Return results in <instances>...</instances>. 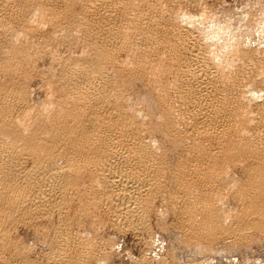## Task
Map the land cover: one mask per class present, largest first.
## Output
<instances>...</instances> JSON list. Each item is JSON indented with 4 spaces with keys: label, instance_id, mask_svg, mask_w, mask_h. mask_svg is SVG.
Returning <instances> with one entry per match:
<instances>
[{
    "label": "rangeland",
    "instance_id": "1",
    "mask_svg": "<svg viewBox=\"0 0 264 264\" xmlns=\"http://www.w3.org/2000/svg\"><path fill=\"white\" fill-rule=\"evenodd\" d=\"M112 2H111V0H98V1H96V0H62V1L61 0H0V54H1L0 55V57H1L0 58V90H1L0 91V99H1L0 100V109H1L0 110V115H1L0 116V126H1L0 127V135H3V133L7 134L8 132H10V134H11L12 129H13V132H15V133L12 132V137L15 134L16 136L14 135V137H16V139L18 137V139H17L18 141H19V138H22V139H20V141L21 140L23 141L24 136L21 137L20 135L25 134V136H26L27 132H25V131H28V133H29L33 129L35 132L37 131L38 136H40L41 135L39 133L40 131H42L41 133L43 134V130H44L43 126L46 125V128H47V125L51 122V120H54L55 118H57L61 115L58 112L59 111L58 110L59 104L62 105L61 107H63L64 109H67V111H69L71 113L77 112L78 115H80L81 120H83V122L85 124H87L86 126L88 129H90L92 126H95L96 123L97 122L99 123V120H100L101 125H106V124L107 125L109 124V126L114 125V127L117 128L118 131H121L122 128L120 127L121 125H120L119 121H117L115 118H112L113 114L115 113L114 110H116L114 107H112L113 105L110 106V109H109V106L107 108H106V106H103L104 104L99 105L98 107L103 106V107H101V108H103V110L101 109V113H99L100 115H98V117H101V118L100 119L98 118L99 120H97L95 118V116L92 113H90V112H92L91 110L95 109V107H93L94 105L92 106V104H89L88 102L86 104H84L85 103L84 99H82V96L80 95V93L78 91H76V87H75L76 82L75 81H76V78L80 74H82L81 71L85 72V69L89 70V69L95 67V65H96L95 61L96 60H95V53L94 52L96 49H94L95 48L94 46H99L105 42H112L114 40L113 36H111L112 30H114V28L117 29V27L122 29L123 28L122 26H125V27H127V29L128 28L129 29L127 31L125 30L124 38L121 37L119 39L120 40L119 43H118V41H115V43H113V45H115V44H117V45H115V47L112 46V48L110 50V55H109L110 58H108L107 60L105 59V61L103 62L104 67H102V69L104 68L103 72L106 73V75L111 80L116 81L117 88H115L116 86H113L114 92H118L120 90L119 92L121 94H120V96H118V98L124 99V101L126 99V101L124 102V105L126 104L124 111L126 113L128 112L127 116H129L131 118L132 122L134 123V124L133 123L131 124L132 127L129 125L130 127L128 126L129 128L127 127V129H125L126 132L125 131L124 132H125V134L129 133L128 135H130V137L134 135L136 138H134V139L128 138V139H124V140H122L123 138H121V140L118 141V145L121 142L126 141L125 142V144H127L126 147L129 146L131 148V145L134 142L135 143L138 142V144L143 143V144L147 145L146 148H148V150L152 151V153L150 151H144L146 154L144 152H142L140 154V153H138V149H136L137 151L136 152L134 151V153H133L134 156H133V154L128 155V158H127V154L124 155V156H126L125 158H126L127 162L124 161V159H125V158H123L124 156L120 157L121 159H119V162H118V160L116 162H114L112 165L113 166L112 171H111L112 173L110 171H108L112 175H114L113 178L115 179V180H113L114 184H112L113 188L111 187L112 191H113V196H112V194H111V196H109V194L106 196V195H104L106 193L100 191L99 187L101 185H99V184H102V182H101V181H103L102 177L104 176V174L108 173V172H106L107 170H105L102 175L99 174L98 172L97 173L99 175H96V172H95L96 170L94 168V165H95V167H97V164H96L95 160L87 159L88 162H86L87 161L86 159L85 160L81 159V157H79L76 153H75L76 154L75 155L74 152L72 153V152H70V150L68 152V150H67L69 148L68 144H61V145L59 144L58 149L56 151H55V149L52 150V151H54V153H52L53 157H51V159L52 160L55 159L54 161L57 164L64 167L62 169L65 170V172H64L65 175L68 173L67 175L73 176V180L71 179L72 177H69V180L71 179L69 182H73L75 179L76 180H75L74 184L73 183L70 184L68 182L69 186L67 184L66 186H68V187H66V189L64 191L63 190L61 191V189L58 187H53L54 189L50 188L51 186L49 185L50 187H48V184H47V186H43L44 188L48 189L46 191V193H44V194L42 193L46 197L45 198V197H43V195L39 194L38 192L36 193L37 190H35V189L38 188L37 179L36 178L31 179V177H30L29 179L27 178L28 181L25 183L26 186L29 185L28 187L25 186L26 187L25 189H27L28 192L21 195V194H19L18 189L16 190V188L12 187L13 189H11V190H16L18 193L16 191L15 192L12 191L15 195L11 192L13 194L12 196H6L7 198H9V200L6 198L8 201V204L5 203V202H7L5 198H2L4 200H1V198H0V204H1V206H0V214H1L0 215V221H1L0 222V227H1L0 228L1 229L0 230V238H1L0 239V264H33V263L34 264H50L51 261L54 259V257H56L58 255V253L59 254L61 253L60 255H62L64 262L67 264H70L71 262H76L78 260V258H82L83 260H85L84 262L85 263L87 262L86 264H100V263L101 264H185V263L186 264H264V235H263L264 234V232H263L264 226L263 225L261 226V224H260V226H259L260 228L258 229L257 225H259V223H257V222L252 223L250 221H245L247 223H244L243 225L247 226L246 227L247 231L245 230V227L242 228L243 226L240 225L239 226L240 231L237 230L238 234L240 232L242 233L243 230H244V232L242 234H239V235H237L236 231H234L236 233L235 234L232 229L231 230L229 229L230 232H229V230H226L223 233L220 232L221 234L217 233V235H215L216 237H214V238L212 236L210 237V236L205 235V237H202V240H201V238H199L198 239L199 241L197 240V238L190 237L189 235L187 237L186 232L188 231L187 228L190 227V226H188L189 222H186L184 224H182V223L184 222L185 219L188 220L189 218H187L186 215H183L184 213L182 211V207H179V204L183 203L182 200L186 201L189 195H190L189 196L190 199H194L195 196H198V194L200 193L198 191H202V188L200 189L201 183H200V181H197V182L194 181L193 180L194 178H192L193 175L196 173H194L193 171L190 170L192 167L189 166V157H191V156H189V154L191 155V153L189 152L187 154V152L182 151L183 146L175 145V146H177V147H175L174 145H172L170 143V140H168L169 138L167 136V133L164 131L165 129H164V124H163L162 120L164 119V117L168 116L170 105H172V106L175 105L174 107H172V108H175L174 109L175 111L184 112V113L189 112L188 109L190 111L195 110L194 107H196L197 104H199L200 102H201L200 106H203L205 103L203 104L202 99L198 103V98L196 95L198 94L201 97H203L202 95L204 94L205 89H207L208 87L205 88L206 85L204 83H203L204 86L202 83L199 86L198 84L200 82L195 80V79L193 80L191 77L188 76L189 74H187V76H186L187 78L188 77L191 78L190 81H188L189 84H188V82L187 83H185V82L181 83L180 82L181 80L179 79V77H175V76H177V74L174 75V71L176 72V70L174 69L175 68L174 67L175 65L173 62L174 60L169 55L167 50H164L166 52L162 53V54H164L163 56L160 55V56H162V58H160V60L162 59L163 61L161 60V63H156V65L158 64L157 67L160 66L159 64L162 65V66H160L162 68H160V67L158 68L161 70L156 71L158 69H155L156 72L154 74H156V75L151 76V78L148 77V76H150V74L148 72H145L139 66H137L138 64H137L135 59H137L138 57L137 58L134 57V59L131 58L134 54L140 56V54H141L140 49H143V48H141L140 45L143 46L144 44L149 43V41L151 39L157 38V40H154V41H158V42L167 41L169 39H172L171 41H173V40L175 41L176 38H173L175 36L174 33L172 34V31L170 32L171 26H169V23H168L169 21L167 19V16L170 13L169 15L172 14L174 19L178 18L176 21L180 22V25H181V28L183 29V31H185L187 29L186 30L187 34H188V32L191 31L190 35H189L190 38H188L189 37L188 36L187 37L188 39H186V40H188V43L186 42L188 44V48L190 49L189 43H191L190 40L192 39V36L195 35L196 37L197 36L200 37V40L203 41L202 43L203 44L205 43L204 46L205 47L207 46L206 48L209 49V51H208V49L205 48L206 52L209 54L208 55L209 58L211 59L210 62L213 61L212 63L216 64V65L212 64V67L216 66L215 68L213 67L214 71L217 70L216 72H217L218 77L221 74V77H219V78L222 79V81L228 82V80H229V82L231 83L232 80L234 81V80H236V78H237V80L240 78L238 80V83H237L238 85H236L233 88V89H235V88L236 89L235 90L231 89L232 93L237 94L239 92V89L241 90V92H244L245 94L247 93L245 91H248V92L251 91L250 93H247L246 96H245V94H243L244 96L242 94L239 95L240 92L237 95L238 98H239V96H241V97L243 96L242 98L240 97L239 99H243L246 102V103L245 102L243 103L242 100H239L241 105L244 106V104H246V105L250 104L249 106L245 105L247 107V111L249 109V111L246 114L247 117L246 116L232 117L233 119L230 118L231 122H229L230 126L228 125V127L230 129L229 131L231 132L230 134L234 135V136L236 135L235 139L238 140L240 143H243L244 141L246 142L248 140H251L252 138H254L257 135L256 134V133H258L257 131L261 130V126H263L262 121L259 120V117L261 115L259 112L261 110H264V108L260 109V108L264 107V87H263L264 86V54H263L264 53V0H195V1L194 0H128L126 3L129 4L130 6H128V5L126 6L125 5L126 3L124 4V2H122V1L121 2L120 1L119 2L112 1ZM108 3H112V4H108ZM152 6H154V7H152ZM110 7L112 8V10ZM149 7H151V8H149ZM172 7H173V9H172ZM175 8L177 10L179 9L178 12ZM37 9H38V11H37ZM121 9H123V10H121ZM129 9H131V10H129ZM56 10H58L59 12H57ZM53 11H56V12H53ZM79 11L82 13H80ZM124 11L127 12L126 13V15L128 14L127 16L124 13H122ZM159 11L161 14H163V17L166 16L165 17L166 20H165V18H163L161 16ZM153 12L156 14H154ZM40 13H42V14H40ZM55 13H57V14H55ZM177 13H179V14H177ZM36 14H38V15L36 16ZM81 14L83 16L84 15L85 16L83 17ZM122 14H123V16H122ZM51 15H52V17H51ZM136 15L137 16L141 15V16L137 17ZM157 15H159V16H157ZM175 15H177V18ZM119 16L123 17V18H120ZM130 16H133L132 17L133 20L130 21L131 23L129 22ZM151 16H153V17H151ZM192 16H194V17H192ZM31 17H33V18H31ZM36 18H38L39 20ZM125 19L129 23L126 21V24H125V22H124ZM35 20H37V21H35ZM147 20H149V21H147ZM29 21H31V22H29ZM166 21H167V23H166ZM181 21L183 23H181ZM59 22H60V24H59ZM123 23H124V25H123ZM185 23H186V25H185ZM39 24H40V26H39ZM42 24L44 27L42 26ZM66 24H68V25H66ZM106 24H109V25H106ZM111 24H112V26H111ZM118 24H120V27ZM129 24H131V25H129ZM215 25H217V26H215ZM38 26H39V28H38ZM163 26H165V27H163ZM165 28H167L168 30ZM11 29L13 31H11ZM161 29H162V31H161ZM107 30H108V32H107ZM166 30H167V33H166ZM197 31H199V32H197ZM9 32H11V33H9ZM63 32H65V33H63ZM48 33H49V35H48ZM22 34H24V35H22ZM16 36H17V38H16ZM110 36L112 37V39H110L111 38ZM219 36H220V38H218ZM65 37H66V39H65ZM126 37H127V39H126ZM105 38H106V40H104ZM201 38H205L206 40L205 39L203 40ZM26 39H28V40H26ZM15 40H17L18 42ZM121 40H122V44L120 43ZM132 40L136 41L134 43V45L137 43L135 45V47L136 48L140 47V49L134 48V45L132 44L131 47L134 50L132 49V50H130L131 52H129V54L131 53L132 56L131 55L125 56V53L127 54V52H126L127 50L123 46V44L125 42H131ZM138 40H139V42H138ZM44 42H46V44ZM206 42H208V43H206ZM210 42H212V43H210ZM13 43H15V44H13ZM139 43H140V45H138ZM12 44L15 47H13ZM20 44H22V45L20 46ZM35 44H37V45H35ZM119 44H120V47H122V48H119ZM11 47H12V49H10ZM131 47H130V49H131ZM247 48H248V50H247ZM21 49H23L22 52H21ZM38 51H40V52H38ZM133 51H134V53H133ZM146 51H148L147 53H150V54L152 53V52H150L151 50L150 51L146 50ZM2 52H4V53H2ZM11 52H12V55H11ZM111 52H112V54H111ZM153 52L155 53V51H153ZM161 52H163V51H161ZM147 53H146V55H147ZM211 53H213L212 54L213 56L210 55ZM150 54H148V55H150ZM181 54L183 57L182 56L180 57L179 56L180 54H179L178 58H176L175 61L181 63L180 60L182 59V63H184V58H185L184 56L185 55L183 53H181ZM136 55H134V56H136ZM63 57H65V58H63ZM113 57H114V59H112ZM178 59H180V60H178ZM114 60L117 61L118 64H117V62H114ZM132 60H135V61H132ZM249 62H251V63H249ZM252 63H254L255 65H253ZM63 66L65 68H68V69H65ZM248 66L251 68H248ZM69 67L70 68L72 67V70ZM83 67H86V68H83ZM60 68L62 69L61 71H60ZM245 68H247V70ZM75 70L77 72H75ZM64 71H65L66 78L64 75ZM78 71H79V74H78ZM4 72H5V74H4ZM66 72H68V73L70 72V73L68 74ZM71 72H73L75 74L74 75L75 77L74 76L72 77L73 73H71ZM157 72H158V74H157ZM245 72L248 74H246ZM243 73H245L246 75H244ZM222 74L224 75V77H222L223 76ZM69 75H71V76H69ZM236 75H238V76H236ZM58 76H60V77H58ZM61 76L62 77L64 76V77L61 78ZM67 76H68V79H67ZM156 76L157 77L160 76V77L157 78ZM154 77H156V79ZM70 78H72L71 79L72 81L70 80ZM189 78H188V80H189ZM152 79L155 80L156 82L157 81L158 82L156 83ZM169 79H171V81ZM175 79H177L178 81L177 80L175 81ZM223 79H225V80H223ZM64 80H66V81H64ZM47 81L50 82L51 85ZM239 81H240V84H239ZM151 82L154 83V85ZM168 82H170V83H168ZM227 82H222L221 86ZM65 83L67 84V86ZM155 83L157 84V86ZM162 83H164L165 85L163 84L161 86ZM52 84H54V85H52ZM55 84H57V86H55ZM72 84H74V85H72ZM168 84H170V85H168ZM10 85H12V86H10ZM130 85L132 86L131 88H130ZM187 85H189V86H187ZM64 86H65V89H64ZM155 86L157 88L160 87L159 89H161V90L158 91V89ZM163 86H167L169 88L166 89V87H164L166 89L165 90L163 88ZM61 87L63 90L61 89ZM71 87H72V89H71ZM73 88H74V90H73ZM172 88H174V89H172ZM199 88H203L204 91H203V89L200 90ZM237 88H238V91H237ZM163 89L165 92L163 91ZM177 89H179V90H177ZM123 90H125L127 92H124ZM66 91H68V92H66ZM161 91H163V92H161ZM75 92H76V94H75ZM77 92L79 93L80 96L77 95L78 94ZM22 93H24V94H22ZM201 93H203V94H201ZM216 93L218 94V96H221V95H219V93H221L220 91L216 90ZM12 95L14 98L12 97ZM75 95H77V96H75ZM163 95H164V98H162ZM192 96L194 99L192 98ZM248 96H249V98H248ZM250 97H253V99ZM4 98L6 99V101ZM20 98H22V99H20ZM159 98H162V99L159 100ZM244 98L246 100L248 99L249 103ZM12 99H14V100L12 101ZM82 101H84V102L82 103ZM251 101H253V102H251ZM78 102H80L81 105ZM204 102H206V101H204ZM43 104H44V106H43ZM184 105H185V107H184ZM261 105H262V107H261ZM10 106H11V108H10ZM45 106L46 107L49 106V107L46 108ZM56 106H58V107H56ZM127 106H130L131 108L127 107ZM12 107L14 109H12ZM42 108H44V109H42ZM30 109H33V110H30ZM107 109H108V112H107ZM104 110L107 112L106 114H105ZM127 110H129V111H127ZM31 111H32V114H31ZM11 112H12V114H11ZM79 112H81V113L79 114ZM164 112L166 113V115L164 114ZM37 113H38L39 117L37 116ZM258 113L260 115H258ZM47 114H48V116L49 115L50 116L49 117L46 116ZM58 114H60V115H58ZM30 115H31V117H30ZM54 115H57V116H54ZM105 115H107V116L109 115V117H107ZM4 116H6V117H4ZM91 116H92V118H91ZM2 117H4V118H2ZM11 117H12L13 123H12ZM31 118L34 119V121H32ZM52 118H54V119H52ZM105 118L106 119L108 118V119L106 120ZM254 118L256 120H254ZM26 119H28V121H29V119H31V120L28 122ZM43 119H45L46 121H44ZM87 119H89V120H87ZM113 119H115L116 121ZM10 121H11V123H10ZM15 121H17V122H15ZM48 121H50V122H48ZM109 122H111L112 124ZM263 122H264V120H263ZM21 123H23V124H21ZM140 123H142V124H140ZM18 125H19V127H18L19 130L17 128ZM39 125H41L42 127ZM6 127H7V129H6ZM23 127H25V128H23ZM30 127H32V128L30 129ZM38 128H41L43 130L38 131ZM9 129H11V130H9ZM35 129H37V130H35ZM45 130H44L45 135L44 134L43 135H44V138H47L46 131H48V130H46V131ZM19 131H20V135H18ZM21 131L23 134H21ZM10 134H9V136H11ZM43 135H41V136H43ZM41 138L44 140L43 137H39V139H41ZM100 138H101L100 142L102 145V144H104L103 142L106 140V138L105 137H100ZM43 140H40V141H43ZM132 140H134V141H132ZM61 147H63L65 150H63V148H61ZM129 147H128V149L126 148V153L131 151V149ZM112 148L115 149L116 146H114ZM33 151H34V153H33L34 155H32V157H33V159L36 158V160L39 157L43 158L46 155V153H48V152H46L45 149L43 151L40 148H37V150H33ZM137 153L140 154L141 156L138 155ZM42 154H44V155H42ZM144 154L147 156H145ZM153 154H155V157H154V159L150 160V162L151 161L152 162L151 163L147 162L145 159L152 157ZM143 155L145 157H142ZM186 155H188L189 157ZM77 156L79 158H76ZM32 157L29 156L26 159L27 161H25L26 164L22 163L21 168L20 167L17 168L18 172L15 171V174H13V176L15 177V178H13V180L14 181L16 180L15 183H19V184L23 183V181H22L23 178H24V181H26L25 174L28 171L27 168L29 169V167H31L29 165L33 161ZM79 159H80V162H79ZM131 159H133V160L131 161ZM170 159H171V161H170ZM89 160H91V161H89ZM141 160H143V161H141ZM144 161H146V162L144 163ZM94 162H95V164H94ZM129 162H132V163L129 164ZM135 162H136V164H135ZM182 162H184L185 164H188V165H185ZM115 163H116V167H118V168H126V165L128 168L132 167V166L135 168L139 163L142 164V166H140V165L138 166V168L142 167V170H140L141 172L139 171V169L137 167H136V169H138L137 172L141 173L140 176L142 177L140 179V181L138 180V182L140 184H137V185H139V187H140V185L143 186L142 187L143 189H141V187L136 188V184H135V186H133V189L135 191L132 189L133 190L132 192H134L133 197L131 199L132 203L130 201V198H129V200H127V202L130 204L129 207L131 206V204H133V202H135V204H133L130 207L133 210V206L135 205L133 212L129 207L128 208L126 207L127 206L126 204H128L125 202V199L127 198V196L123 195V192H121L122 191L121 187L119 186L122 184L121 182L123 181L122 180L123 177L121 178V175H123V174L120 173L121 170H119L118 168H115ZM146 163H148V164H146ZM117 164H119V165L117 166ZM134 164H135V166H134ZM181 164H184L185 166L182 165L183 166L182 167ZM240 164H241V161L237 163V166H235L236 168L233 167L234 165L231 166V168L232 167L234 168V169L232 168L233 172H231V169H229L230 168V166H229L228 171L230 173L228 171L227 172L229 174L226 172L227 177L225 176L226 178H223L224 181L222 183V186L221 185L218 186L217 190L221 191L222 189L225 188V190L227 191L228 189L234 190L233 188H236V186H237L236 181L231 180L230 178H232V179H234V177L237 178V175H238V177L242 176L240 173L242 172V174H243V167ZM66 165H67V167H66ZM120 165H121V167H120ZM207 166H208V164H206V162H204L203 163V169H206L208 172L206 170H203V169L202 170L205 173L207 172L206 174H209V176L205 175V173L202 171L203 173L201 172V175L202 176L204 175L205 178L210 177V173H209L210 170L208 168L209 166L208 167ZM187 167H188V169H187ZM80 168L82 171L80 170ZM21 169H22V171H21ZM115 169H116V172L114 171ZM93 170H95V171H93ZM187 170H188V172H187ZM23 171H25L26 173H24ZM182 172H183V174H182ZM75 173L76 174L78 173L77 176ZM157 173L159 176H156ZM162 174H164V175H162ZM230 174H232L233 176L235 175V176L230 177L229 176ZM98 176L99 177L101 176V177L99 178ZM143 176H144V178H143ZM116 177L119 179H117ZM93 178H95V179H93ZM157 178H158V180L163 182V184L160 181H157ZM227 178H229L230 181ZM30 179H31V181H30ZM98 179H100V180L102 179L101 181H99V184L97 183ZM143 179H145V180H143ZM186 179L192 180V183H189V184L183 183L184 180H186ZM238 179H240V177ZM81 180H83V181H81ZM150 180H152V181H150ZM154 180L157 182H155ZM32 181H34V182L32 183ZM118 181L119 182L121 181V182L119 183ZM166 181H167V183H166ZM36 182H37V186H36V184L34 185V183H36ZM233 182H235V183H233ZM172 183H173V185H172ZM225 184H227V186L229 188H226L227 186ZM234 184H236V185H234ZM30 185L32 186V188H35V189L31 190ZM117 185H118V188L116 187ZM230 185H231V188H230ZM189 186H191L192 188ZM220 187H222L221 190H220ZM1 188L2 187L0 186V189ZM56 188L58 191L57 190L55 191ZM186 188H187V190H189L190 192H193V193L198 190L197 191L198 194L197 193L193 194V193H190L189 191L186 192ZM92 189L95 191H93ZM119 189L121 191H119ZM195 189H196V191H194ZM51 190H54V191H51ZM140 190H142V191H140ZM69 191L71 192V194ZM226 191L222 190L220 192L221 194H222V192L224 194L223 200H222V196H219L220 193H218V196L221 198V200L218 202L221 203V204H219V207H220V205H221V207L223 205L224 207L226 206L225 207L226 209L231 208L229 211H227L226 209H224V207H222V208L220 207L221 211L223 209L225 210V212L227 211L226 212L227 214L224 211H222V212L225 213V215H227L226 218H225V215H223L224 216L223 219H225L224 223H226V225H228L227 221L230 222V221H232V219H234V223L237 222L236 218H238V215H235L237 217H230V218H228V217L234 216L233 214H234L236 208L238 210L240 208L239 207L240 205H237L238 202L235 203L236 205H234V202H236V201H234L235 198H233L234 197L233 194L235 193V191H231V192L229 190H228L229 192L228 191L226 192ZM67 192H68V194H66ZM74 192H75V194H74ZM171 192H173V193H171ZM179 192H181V193H179ZM183 192L185 194L184 197L182 196ZM79 193H81V194H79ZM84 193H86V194H84ZM100 193L103 195H100ZM121 193H122V195H121ZM135 193H140L141 196L139 194H136V195H138V197L141 200L138 197H137V200H136V198H134V197H136ZM144 193H145V195H144ZM147 193L149 194V196ZM37 194H38V196H37ZM72 194H74V195H72ZM39 195H40V198H38ZM79 195H80V197H79ZM87 195H89V196H87ZM123 196H125V197L123 198ZM24 197H25V199H24ZM95 197H97L98 199ZM181 197L184 199H181ZM12 198L14 200L16 199L15 201H13L14 203H12ZM70 198L72 199V201ZM91 198L94 200H92ZM133 198L136 201H134ZM62 199H64V200H62ZM41 200L42 201L44 200L43 201V202H45V203H43L44 205H46V204L52 205L50 207L48 206L49 209H48V211H46V213L43 211L41 212L39 210L38 204L40 203ZM52 200H53V202H52ZM138 200H139V202H138ZM224 200H226V201H224ZM120 201H121V204H122V202H124L125 204H122L123 206H121ZM171 201H173V202L175 201V202L173 203ZM221 201H223L225 204H222L223 202H221ZM5 204H7V206ZM78 205H79V207H78ZM116 205H118V206L116 207ZM181 205L182 204H180V206ZM107 206L109 207V209H107L108 208ZM233 206H236L234 210H233V208H234ZM21 208H23L24 210H22ZM1 209L2 210L4 209V210L2 211ZM7 209H9L10 211ZM126 210H128L130 212H128ZM5 211H6V213H5ZM198 211L199 210H197V214L199 216L201 214V212L200 211L198 212ZM9 212L12 213V215ZM180 212L183 214H180ZM231 212H232V214H231ZM8 213H9V215H8ZM235 213H238V211ZM118 214H119V216H118ZM197 214H196V216H197ZM16 216H18V217H16ZM138 216H139V218H138ZM183 216L184 217L186 216V218H183ZM140 217H142V218H140ZM182 218H183V221L181 220ZM190 219L189 220L192 221V218H190ZM6 220L8 222L7 224L5 223ZM2 221L5 223V225ZM129 221H131L133 224ZM248 222H250L252 225L250 223L248 224ZM181 224L184 226H182ZM186 224H187V226H186ZM231 224H233V221ZM253 225H255L256 228ZM11 226H13V227H11ZM53 228L55 231L53 230ZM184 228H186V229H184ZM68 229H70V230H68ZM260 229H261V231H260ZM185 230H187V231H185ZM246 232H247V234H245ZM261 232H263V234ZM59 233H60V236L62 235V237L58 236ZM244 234H245V236H244ZM241 235H243V236H241ZM82 236L84 238H82ZM208 237H210V239ZM188 238H190L191 240ZM187 239L189 241H187ZM56 240L59 242H57ZM81 240L82 241L85 240V243H84V241L82 242ZM4 241H5V243H4ZM193 242H194V244H193ZM60 243H62V244L60 245ZM86 243H88V244H86ZM64 248H66V249H64ZM61 250H63V251H61ZM88 250H89V252H88ZM86 251H87V253H85ZM82 252H84V254ZM80 254H83L84 256L82 257ZM87 254H88V256H87ZM97 262H100V263H97ZM85 263H83V264H85Z\"/></svg>",
    "mask_w": 264,
    "mask_h": 264
},
{
    "label": "bare ground",
    "instance_id": "2",
    "mask_svg": "<svg viewBox=\"0 0 264 264\" xmlns=\"http://www.w3.org/2000/svg\"><path fill=\"white\" fill-rule=\"evenodd\" d=\"M62 1V0H61ZM96 1H98V0H96ZM112 1H116V2H124V4L128 1V0H111V2ZM195 1V0H194ZM56 2V1H55ZM65 2V1H64ZM81 2V1H80ZM105 2V1H104ZM39 3V2H38ZM37 3V4H38ZM113 3V2H112ZM112 3H108V4H112ZM148 3V2H147ZM97 4V3H96ZM123 4V3H122ZM175 4V3H174ZM194 4V3H193ZM126 6L128 5V6H130L129 4H125ZM124 5V6H125ZM164 5V4H163ZM179 5V4H178ZM66 6V5H65ZM96 6V5H95ZM114 6V5H113ZM125 6V7H126ZM136 6V5H135ZM139 6V5H138ZM18 7V6H17ZM27 7V6H26ZM67 7V6H66ZM122 7V6H121ZM152 7H154V6H152ZM32 8V7H31ZM94 8V7H93ZM111 8V7H110ZM127 8V7H126ZM147 8V7H146ZM149 8H151V7H149ZM99 9V8H98ZM105 9V8H104ZM142 9V8H141ZM172 9H173V7H172ZM176 9V8H175ZM26 10V9H25ZM83 10V9H82ZM111 10H112V8H111ZM115 10V9H114ZM121 10H123V9H121ZM125 10V9H124ZM129 10H131V9H129ZM177 10V9H176ZM175 10V11H176ZM179 10V9H178ZM178 10H177V12H178ZM184 10V9H183ZM37 11H38V9H37ZM57 12H59L58 10H56ZM56 11H53V12H56ZM81 11V10H80ZM79 11V12H80ZM110 11V10H109ZM127 11V10H126ZM126 11H124V12H122V13H124L125 15H126ZM133 11V10H132ZM164 11V10H163ZM84 12V11H83ZM113 12V11H112ZM146 12V11H145ZM37 13V12H36ZM80 13H82V12H80ZM130 13V12H129ZM147 13V12H146ZM154 13V12H153ZM159 13H160V11H159ZM174 13V12H173ZM176 13V12H175ZM199 13V12H198ZM203 13V12H202ZM40 14H42V13H40ZM54 14V13H53ZM55 14H57V13H55ZM72 14V13H71ZM116 14V13H115ZM132 14V13H131ZM154 14H156V13H154ZM161 14V13H160ZM166 14V13H165ZM168 14V13H167ZM170 14V13H169ZM168 14V16H167V19H168V23H169V26H171V30H170V32L172 31V34L174 33V37L173 38H176L175 39V41L173 40V41H171L172 39H169V40H167V41H160V42H158V41H154V40H157V38L156 39H151L150 41H149V43H146V44H144L143 46L142 45H140V43L138 44V45H140L141 46V48H143V49H140V47H137L138 49H140V51H141V54H140V56H138V55H136V54H134V55H136V56H132L131 55V53L129 54V52H131L130 50H132L133 48L131 47L132 46V44L134 45V43L136 42V41H134V40H132L131 42H125L124 44H123V46L126 48V52H127V54L125 53V56L126 55H131L132 57V59H134V57H138L137 59H135L136 60V62H137V66H139L142 70H144L145 72H148L149 74H150V76H148L149 78H151V76H155L156 74H154L156 71H159V70H161V69H158L160 66H162L161 64H159L160 66L159 67H157V65H156V63H161V60H160V58H162V56L164 55V54H162V53H164V52H166V51H164V50H167L168 51V53H169V55L173 58V62H174V69L176 70V72L174 71V75H176L177 74V76H175V77H179V79L181 80L180 82L182 83V82H185V83H187L188 81H190V79L192 78L193 80L195 79V80H197V81H199L200 83L198 84L199 86H200V84L202 83H204L205 85H206V87L205 88H207V89H205V91H204V89L203 88H199L200 90L201 89H203V91H204V94L203 93H201V94H203L202 96L203 97H201L200 95H196L197 96V98H198V103L201 101V99H202V101H203V106H200V103L199 104H197V106L196 107H194L195 108V110H193V111H190L189 109H188V111L189 112H177V111H175L174 109L175 108H172V107H174V106H172V105H170V108H169V114H168V116H166V117H164V119L162 120V122H163V124H164V131L167 133V136H168V140H170V143L172 144V145H178V146H183V149H182V151H185V152H187V154L190 152L191 153V155L189 154V156H191V157H189L188 155H186V156H188L189 157V166L190 167H192L190 170L191 171H193L194 173H196V174H194L193 175V177L192 178H194L193 180L194 181H200V183H201V187H200V189L202 188V191H198V192H200L199 194H198V192L196 191V189L194 190V191H196V192H190L189 190H187V188H186V192L187 191H189L190 193H193V194H195V193H197L198 194V196H195V198L194 199H190L189 198V196H188V198H187V200L186 201H184V200H182V202L184 203H180V204H182L181 206H180V204H179V207H182V211H183V213H181L180 212V214H183V215H186L187 216V218H192V221H190L189 219L187 220V219H185L184 220V222L182 223V224H184V223H186V222H189L188 223V226H190V227H188L187 229H188V231L187 230H185V231H187L186 232V235H187V237H188V235L190 236V237H194V238H197V240L199 239V238H201V240H202V237H205V235L206 236H212L213 238L214 237H216L215 235H217V233H220V232H224V231H226V230H233V232L234 231H236L237 232V230H239V226L241 225V226H243L242 228H244L245 227V230L247 229L246 227L247 226H244L243 224L244 223H247V222H245V221H250V222H257V223H259V225H257L258 226V229L260 228L259 226H260V224H261V226L263 225L264 226V122H263V118H264V110H261L259 113L261 114H259L258 113V115H260V117H259V120L260 121H262V125L263 126H261V130L260 131H257L258 133H256L257 135L254 137V138H252L251 140H248V141H244L243 143H240L238 140H236L235 139V136L234 135H231L230 133V129H229V127H228V125H229V122H231L230 121V118H232V117H238V116H241V117H243V116H246L247 117V112L249 111V109H248V111H247V105L249 106L250 104H244V106L243 105H241V103H240V101L239 100H242L243 101V103L245 102L243 99H239L241 96H239V98L237 97V95H238V93L240 92V94L239 95H243V94H245L244 92H241V90L239 89V92L237 93V94H233L232 93V91H231V89H233L236 85H238L237 83H238V80L240 79H238L237 80V78H236V80H232L231 81V83L229 82V80H228V82L227 81H222V79H220L219 77H221V74L219 75V77L217 76V70L216 71H214V69H213V67L215 68L216 66H213L212 67V64H214V63H212V62H210V58H209V54L206 52V49H208V48H206L205 46H204V44L202 43L203 41H201L200 40V37H196L194 34V36H192V39L190 40V42L191 43H189V47H190V49L188 48V40H186V39H188V38H190V32H188V34H187V32H186V30L185 31H183V29L181 28V25H180V22H178V21H176L178 18H177V15H175L176 16V18L177 19H174V17L172 16V14L171 15H169ZM177 14H179V13H177ZM3 15V14H2ZM38 14H36V16H37ZM64 15V14H63ZM82 15V14H81ZM121 15V14H120ZM128 15V14H127ZM126 15V16H127ZM182 15V14H181ZM28 16V15H27ZM35 16V17H36ZM49 16V15H48ZM56 16V15H55ZM58 16V15H57ZM83 16V15H82ZM85 16V15H84ZM83 16V17H84ZM117 16V15H116ZM122 16H123V14H122ZM125 16V17H126ZM137 16V15H136ZM141 16V15H140ZM140 16H137V17H140ZM157 16H159V15H157ZM161 16L163 17V14H161ZM39 17V16H38ZM44 17V16H43ZM51 17H52V15H51ZM96 17V16H95ZM120 17V16H119ZM133 16H130V19L132 18ZM151 17H153V16H151ZM166 17V16H165ZM165 17H163V18H165ZM192 17H194V16H192ZM31 18H33V17H31ZM59 18V17H58ZM120 18H123V17H120ZM119 18V19H120ZM128 18V17H127ZM126 18V19H127ZM162 18V19H163ZM182 18V17H181ZM6 19V18H5ZM19 19V18H18ZM36 19H38V18H36ZM54 19V18H53ZM113 19V18H112ZM125 19V24H126V20ZM129 19V22L130 21H132L133 20V18L130 20ZM194 19V18H193ZM23 20V19H22ZM25 20V19H24ZM29 20V19H28ZM32 20V19H31ZM39 20V19H38ZM121 20V19H120ZM123 20V19H122ZM165 20H166V18H165ZM164 20V21H165ZM188 20V19H187ZM195 20V19H194ZM35 21H37V20H35ZM145 21V20H144ZM147 21H149V20H147ZM153 21V20H152ZM183 21V20H182ZM181 21V23H183ZM189 21V20H188ZM29 22H31V21H29ZM41 22V21H40ZM44 22V21H43ZM118 22V21H117ZM123 22V21H122ZM128 22V21H127ZM128 22V23H129ZM135 22V21H134ZM133 22V23H134ZM154 22V21H153ZM187 22V21H186ZM197 22V21H196ZM34 23V22H33ZM39 23V22H38ZM105 23V22H104ZM115 23V22H114ZM131 23V22H130ZM165 23V22H164ZM166 23H167V21H166ZM202 23V22H201ZM217 23V22H216ZM54 24V23H53ZM59 24H60V22H59ZM58 24V25H59ZM69 24V23H68ZM68 24H66V25H68ZM171 24V25H170ZM193 24V23H192ZM6 25V24H5ZM76 25V24H75ZM78 25V24H77ZM106 25H109V24H106ZM115 25V24H114ZM119 25V27H120V24H118ZM123 25H124V23H123ZM128 25V24H127ZM126 25V26H127ZM129 25H131V24H129ZM164 25V24H163ZM185 25H186V23H185ZM23 26V25H22ZM39 26H40V24H39ZM39 26H38V28H39ZM42 26H43V24H42ZM61 26V25H60ZM111 26H112V24H111ZM116 26V25H115ZM122 26V25H121ZM215 26H217V25H215ZM21 27V26H20ZM44 27V26H43ZM80 27V26H79ZM107 27V26H106ZM123 28L121 29V28H118L117 27V29L116 28H114V30H112V35L111 36H113V41L112 42H105V43H103V44H101V45H99V46H94L95 48L94 49H96L95 50V67L94 68H91V69H89V70H86L85 69V72H83V71H81V73L82 74H80L77 78H76V84H75V87H76V91H78L79 93H80V95L82 96V99H84V101H85V103L84 104H86L87 102L89 103V104H92V106L93 107H95V109L94 110H91L92 112H90V113H92L94 116H95V118L97 119V120H99L101 117H98V115H100L99 113H101V109L103 110V108H101V107H103V106H106V108L109 106V109H110V106H112V107H114L116 110H114L115 111V113L113 114V117L112 118H115L117 121H119V123H120V127L122 128V130L121 131H118V129L117 128H115L114 127V125H110L109 126V124L107 125H101L100 124V120H99V123L97 122L96 123V125L95 126H92L90 129H88L87 128V124H85L84 122H83V120H81V117H80V115H78V113L77 112H69V111H67V109H64L63 107H61L62 105H58L59 106V108H58V112L61 114H58V115H60L59 117H57V118H52V119H54V120H51V122L50 121H48V122H50L48 125H47V128H46V125L45 126H43L44 127V130L46 129V130H48V131H46V135H47V138H44V130L43 129H41V128H38V131H40V130H43V134L41 133L42 131H40L39 133L41 134V135H43V136H38V133H37V131L35 132L33 129L28 133V131H25V132H27V135L25 136V134L24 135H20V131H19V133H18V135H20L21 137L22 136H24L23 137V141L21 140L20 141V139H22V138H19V141L17 140L18 139V137H17V139H16V137H14V135H13V137H12V132H13V129H12V132H11V134H10V132H8L11 136H9V134L7 133V134H4L3 132V135H0V186L2 187L1 189H0V198H1V200H4V199H2V198H7L6 196H12L14 193L12 192V191H16L17 189H18V192H19V194H24V193H26V192H28L27 191V189H25L26 187H28V186H26V182L28 181L27 180V178L29 179L30 177H31V179L32 178H36L37 179V181H38V188H32V186H31V190L32 189H35V190H37L36 191V193L38 192L39 194H41V195H43L44 193H46V191L48 190V189H46V188H44L43 186H47V184H48V187H50V188H53V187H58V188H60L61 189V191L63 190H65L66 189V187H68L69 186V184H68V182L72 179L73 180V176H71V175H65V170L64 169H62V168H64L63 166H61V165H59V164H57L54 160H52L51 159V157H53L52 156V153H54V151H52L53 149H55V151L58 149V145L60 144H68L69 145V148L67 149L68 150V152H69V150H70V152H74V154L76 153L79 157H81V159H83V160H87V159H93V160H95V162H96V164H97V167H95V165H94V168H95V170H93V171H95L96 172V175H99V174H103L104 173V171L105 170H107L106 172H108V171H112V165H113V163L114 162H116L117 160H118V162H119V159H121L120 157H122V156H124V155H126L127 154V158H128V155H132L133 153H134V151L136 152L137 150L136 149H138V153H142V152H144V151H150L151 153H152V151L151 150H148V148H146V146L147 145H145V144H143V143H139L138 144V142L137 143H133L132 145H131V148L129 147V146H127L126 147V145L127 144H125V142H121L119 145H118V141H120L121 140V138H123L122 140H124V139H130V138H136L134 135L133 136H131L130 137V135H128L129 133H126L125 134V132H126V130L125 129H127V127L130 125L131 126V124L133 123L132 122V120H131V118L129 117V116H127V113L124 111V109H125V105H124V102L126 101V99H125V101H124V99H121V98H118V96H120V90L118 91V92H114V89H113V86H116V81L115 80H111L107 75H106V73H104L103 72V69H102V67H104L103 66V62L105 61V59L107 60L108 58H110V50H111V48H112V46L113 47H115V45H117V44H115V45H113V43H115V41H118V43H119V39L121 38V37H123L124 38V33H125V30L127 31L128 29H127V27H125V26H122ZM130 27V26H129ZM163 27H165V26H163ZM188 27V26H187ZM186 27V28H187ZM196 27V26H195ZM14 28V27H13ZM12 28V29H13ZM71 28V27H70ZM75 28V27H74ZM108 28V27H107ZM126 28V29H125ZM156 28V27H155ZM162 28V27H161ZM184 28V27H183ZM213 28V27H212ZM5 29V28H4ZM10 29V28H9ZM11 29V31H13ZM33 29V28H32ZM41 29V28H40ZM56 29V28H55ZM58 29V28H57ZM80 29V28H79ZM113 29V28H112ZM132 29V28H131ZM136 29V28H135ZM157 29V28H156ZM165 29H167V28H165ZM209 29V28H208ZM217 29V28H216ZM15 30V29H14ZM29 30V29H28ZM36 30V29H35ZM67 30V29H66ZM72 30V29H71ZM91 30V29H90ZM168 30V29H167ZM167 30H166V33H167ZM18 31V30H17ZM111 31V30H110ZM109 31V32H110ZM131 31V30H130ZM145 31V30H144ZM161 31H162V29H161ZM59 32V31H58ZM100 32V31H99ZM107 32H108V30H107ZM197 32H199V31H197ZM209 32V31H208ZM9 33H11V32H9ZM13 33V32H12ZM22 33V32H21ZM63 33H65V32H63ZM89 33V32H88ZM94 33V32H93ZM128 33V32H127ZM153 33V32H152ZM224 33V32H223ZM15 34V33H14ZM53 34V33H52ZM59 34V33H58ZM69 34V33H68ZM86 34V33H85ZM147 34V33H146ZM155 34V33H154ZM165 34V33H164ZM187 34V35H186ZM201 34V33H200ZM19 35V34H18ZM22 35H24V34H22ZM34 35V34H33ZM32 35V36H33ZM48 35H49V33H48ZM54 35V34H53ZM60 35V34H59ZM101 35V34H100ZM138 35V34H137ZM140 35V34H139ZM162 35V34H161ZM169 35V34H168ZM167 35V36H168ZM192 35V34H191ZM66 36V35H65ZM68 36V35H67ZM72 36V35H71ZM75 36V35H74ZM110 36V37H111ZM126 36V35H125ZM153 36V35H152ZM189 36V37H188ZM52 37V36H51ZM96 37V36H95ZM169 37V36H168ZM188 37V38H187ZM10 38V37H9ZM16 38H17V36H16ZM50 38V37H49ZM82 38V37H81ZM84 38V37H83ZM122 38V39H123ZM132 38V37H131ZM149 38V37H148ZM172 38V37H171ZM206 38V37H205ZM205 38H201V39H205ZM218 38H220V36L218 37ZM19 39V38H18ZM57 39V38H56ZM65 39H66V37H65ZM88 39V38H87ZM102 39V38H101ZM110 39H112V37L110 38ZM126 39H127V37H126ZM130 39V38H129ZM140 39V38H139ZM167 39V38H166ZM26 40H28V39H26ZM30 40V39H29ZM83 40V39H82ZM86 40V39H85ZM104 40H106V38L104 39ZM206 40V39H205ZM15 41H17V40H15ZM38 41V40H37ZM46 41V40H45ZM65 41V40H64ZM67 41V40H66ZM75 41V40H74ZM103 41V40H102ZM128 41V40H127ZM147 41V40H146ZM18 42V41H17ZM78 42V41H77ZM85 42V41H84ZM97 42V41H96ZM138 42H139V40H138ZM187 42V43H186ZM26 43V42H25ZM45 44H46V42H44ZM121 44H122V40H121V42H120ZM206 43H208V42H206ZM210 43H212V42H210ZM3 44V43H2ZM11 44V43H10ZM13 44H15V43H13ZM12 44V45H13ZM99 44V43H98ZM137 44V43H136ZM135 44V45H136ZM187 44V45H186ZM22 44H20V46H21ZM24 45V44H23ZM31 45V44H30ZM35 45H37V44H35ZM42 45V44H41ZM87 45V44H86ZM135 45H134V48H136L135 47ZM137 45V46H138ZM207 45V44H206ZM243 45V44H242ZM10 46V45H9ZM45 46V45H44ZM43 46V47H44ZM93 46V45H92ZM122 46V45H121ZM13 47H15L14 45H13ZM23 47V46H22ZM21 47V48H22ZM37 47V46H36ZM87 47V46H86ZM118 47V46H117ZM123 47V48H124ZM130 47H131V49H130ZM219 47V46H218ZM224 47V46H223ZM247 47V46H246ZM27 48V47H26ZM38 48V47H37ZM119 48H122V47H120V44H119ZM136 48V49H137ZM206 48V49H205ZM210 48V47H209ZM10 49H12V47L10 48ZM14 49V48H13ZM16 49V48H15ZM30 49V48H29ZM93 49V50H94ZM223 49V48H222ZM22 50L23 49H21V52H22ZM114 50V49H113ZM121 50V49H120ZM119 50V51H120ZM134 50V49H133ZM146 50H151L150 52H152L151 54L150 53H147L148 51H146ZM211 50V49H210ZM224 50V49H223ZM247 50H248V48H247ZM20 51V50H19ZM48 51V50H47ZM55 51V50H54ZM145 51V52H144ZM153 51H155V53L153 52ZM161 51H163V52H161ZM182 51V52H181ZM208 51H209V49H208ZM238 51V50H237ZM7 52V51H6ZM20 52V53H21ZM38 52H40V51H38ZM183 53L185 56V58H184V63H182V59L180 60V59H178V60H180V62L181 63H179V62H176L175 60H176V58H178V55L181 57L182 56V54L181 53ZM223 52V51H222ZM2 53H4V52H2ZM133 53H134V51H133ZM132 53V54H133ZM146 53H147V55H146ZM243 53V52H242ZM15 54V53H14ZM24 54V53H23ZM63 54V53H62ZM85 54V53H84ZM88 54V53H87ZM111 54H112V52H111ZM114 54V53H113ZM148 54H150V55H148ZM213 53H211L210 55H212ZM264 54V53H263ZM1 55V54H0ZM11 55H12V52H11ZM42 55V54H41ZM91 55V54H90ZM93 55V54H92ZM118 55V54H117ZM160 55H162V56H160ZM257 55V54H256ZM23 56V55H22ZM124 56V57H125ZM166 56V55H165ZM213 56V55H212ZM224 56V55H223ZM227 56V55H226ZM7 57V56H6ZM12 57V56H11ZM40 57V56H39ZM123 57V58H124ZM183 57V56H182ZM255 57V56H254ZM1 58V57H0ZM15 58V57H14ZM63 58H65V57H63ZM212 58V57H211ZM223 58V57H222ZM240 58V57H239ZM9 59V58H8ZM24 59V58H23ZM60 59V58H59ZM112 59H114V57L112 58ZM213 59V58H212ZM221 59V58H220ZM252 59V58H251ZM92 60V59H91ZM135 60H132V61H135ZM177 60V61H178ZM259 60V59H258ZM261 60V59H260ZM5 61V60H4ZM16 61V60H15ZM19 61V60H18ZM89 61V60H88ZM123 61V60H122ZM131 61V60H130ZM163 61V60H162ZM216 61V60H215ZM226 61V60H225ZM250 61V60H249ZM254 61V60H253ZM21 62V61H20ZM64 62V61H63ZM84 62V61H83ZM114 62H117V61H115L114 60ZM121 62V61H120ZM2 63V62H1ZM135 63V62H134ZM217 63V62H216ZM249 63H251V62H249ZM94 64V63H93ZM117 64H118V62H117ZM120 64V63H119ZM128 64V63H127ZM131 64V63H130ZM226 64V63H225ZM229 64V63H228ZM253 65H255L254 63H252ZM258 64V63H257ZM261 64V63H260ZM9 65V64H8ZM84 65V64H83ZM87 65V64H86ZM108 65V64H107ZM121 65V64H120ZM133 65V64H132ZM135 65V66H136ZM214 65H216V64H214ZM252 65V66H253ZM93 66V65H92ZM166 66V65H165ZM218 66V65H217ZM225 66V65H224ZM250 66V65H249ZM248 66V68H251V67H249ZM64 67V66H63ZM164 67V66H163ZM171 67V66H170ZM231 67V66H230ZM43 68V67H42ZM65 68V67H64ZM70 68V67H69ZM83 68H86V67H83ZM90 68V67H89ZM108 68V67H107ZM160 68H162V67H160ZM222 68V67H221ZM225 68V67H224ZM257 68V67H256ZM255 68V69H256ZM3 69V68H2ZM65 69H68V68H65ZM71 70H72V67L70 68ZM69 69V70H70ZM76 69V68H75ZM121 69V68H120ZM155 69H158V70H156L155 71ZM168 69V68H167ZM218 69V68H217ZM220 69V68H219ZM246 70H247V68H245ZM52 70V69H51ZM62 69L60 68V71H61ZM68 70V71H69ZM74 70V69H73ZM77 70V69H76ZM75 70V72H77ZM82 70V69H81ZM262 70V69H261ZM2 71V70H1ZM80 71V70H79ZM79 71H78V74H79ZM98 71V72H97ZM169 71V70H168ZM245 71V70H244ZM7 72V71H6ZM51 72V71H50ZM119 72V71H118ZM216 72V73H215ZM236 72V71H235ZM248 72V71H247ZM48 73V72H47ZM60 73V72H59ZM66 73H68V72H66ZM70 73V72H69ZM68 73V74H69ZM71 73H73V72H71ZM163 73V72H162ZM220 73V72H219ZM229 73V72H228ZM246 73V72H245ZM243 73L244 75H246V74H248V73ZM252 73V72H251ZM4 74H5V72H4ZM53 74V73H52ZM51 74V75H52ZM62 74V73H61ZM147 74V73H146ZM157 74H158V72H157ZM165 74V73H164ZM187 74H189L188 76L189 77H191V78H189V80H188V78L186 77L187 76ZM227 74V73H226ZM225 74V75H226ZM253 74V73H252ZM64 75H65V71H64ZM75 74L73 73V75H72V77L74 76ZM141 75V74H140ZM161 75V74H160ZM223 75V74H222ZM69 76H71V75H69ZM77 76V75H76ZM227 76V75H226ZM236 76H238V75H236ZM241 76V75H240ZM243 76V75H242ZM11 77V76H10ZM54 77V76H53ZM58 77H60V76H58ZM64 77V76H63ZM62 76H61V78H63ZM75 77V76H74ZM157 77V76H156ZM156 77H154L155 79H156ZM158 77H160V76H158ZM157 77V78H158ZM162 77V76H161ZM222 77H224V75L222 76ZM7 78V77H6ZM65 78H66V75H65ZM153 78V77H152ZM228 78V77H227ZM59 79V78H58ZM67 79H68V76H67ZM66 79V80H67ZM72 78H70V80H71ZM74 79V78H73ZM119 79V78H118ZM178 79V78H177ZM177 79H175V81L177 80ZM246 79V78H245ZM66 80H64V81H66ZM75 80V79H74ZM153 80V79H152ZM170 81H171V79H169ZM168 80V81H169ZM221 80V81H220ZM223 80H225V79H223ZM255 80V79H254ZM261 80V79H260ZM10 81V80H9ZM72 81V80H71ZM70 81V82H71ZM118 81V80H117ZM151 81V80H150ZM149 81V82H150ZM153 81H155V80H153ZM152 81V82H153ZM174 81V82H175ZM178 81V80H177ZM4 82V81H3ZM17 82V81H16ZM48 82V81H47ZM69 82V81H68ZM67 82V83H68ZM74 82V81H73ZM72 82V83H73ZM123 82V81H122ZM137 82V81H136ZM148 82V81H147ZM151 82V83H152ZM156 82V81H155ZM158 82V81H157ZM156 82V83H157ZM160 82V81H159ZM163 82V81H162ZM195 82V81H194ZM222 82H227V83H225L224 85H222L221 86V83ZM5 83V82H4ZM9 83V82H8ZM11 83V82H10ZM48 83H50V82H48ZM118 83V82H117ZM155 83V84H156ZM168 83H170V82H168ZM179 83V82H178ZM197 83V82H196ZM255 83V82H254ZM58 84V83H57ZM57 84H55V86H57ZM64 84V83H63ZM66 84V83H65ZM71 84V83H70ZM130 84V83H129ZM153 85H154V83H152ZM159 84V83H158ZM164 83H162L161 84V86L163 85ZM167 84V83H166ZM188 84H189V82H188ZM192 84V83H191ZM204 84H203V86H204ZM220 84V85H219ZM239 84H240V81H239ZM49 85V84H48ZM50 85H51V83H50ZM52 85H54V84H52ZM72 85H74V84H72ZM121 85V84H120ZM132 85V84H131ZM130 85V88L132 87ZM135 85V84H134ZM160 85V84H159ZM165 85V84H164ZM168 85H170V84H168ZM167 85V86H168ZM10 86H12V85H10ZM17 86V85H16ZM66 86H67V84H66ZM156 86H157V84H156ZM155 86V87H156ZM167 86H163V88L164 87H166V89L167 88H169V87H167ZM187 86H189V85H187ZM202 86V85H201ZM263 86V85H262ZM179 87V86H178ZM264 87V86H263ZM4 88V87H3ZM68 88V87H67ZM66 88V89H67ZM70 88V87H69ZM115 88H117V86L115 87ZM157 88V87H156ZM160 88V87H159ZM159 88H157L158 89V91L159 90H161V89H159ZM171 88V87H170ZM17 89V88H16ZM61 89H62V87H61ZM64 89H65V86H64ZM71 89H72V87H71ZM165 89V88H164ZM164 89H163V91H164ZM165 89V90H166ZM172 89H174V88H172ZM176 89V88H175ZM236 89V88H235ZM235 89H233V90H235ZM4 90V89H3ZM14 90V89H13ZM25 90V89H24ZM63 90V89H62ZM73 90H74V88H73ZM177 90H179V89H177ZM193 90V89H192ZM216 90L217 91H220L221 93H219V95H221V96H218V94L216 93ZM243 90V89H242ZM247 90V89H246ZM1 91V90H0ZM26 91V90H25ZM24 91V92H25ZM65 91V90H64ZM69 91V90H68ZM68 91H66V92H68ZM72 91V90H71ZM124 92H127V91H125V90H123ZM163 91H161V92H163ZM176 91V90H175ZM237 91H238V88H237ZM244 91V90H243ZM21 92V91H20ZM74 92V91H73ZM72 92V93H73ZM77 92V93H78ZM160 92V93H161ZM165 92V91H164ZM178 92V91H177ZM202 92V91H201ZM235 92V91H234ZM245 92H247V93H250V92H248V91H245ZM11 93V92H10ZM26 93V92H25ZM79 93L77 94V95H79ZM123 93V92H122ZM246 93V94H247ZM22 94H24V93H22ZM64 94V93H63ZM75 94H76V92H75ZM163 94V93H162ZM165 94V93H164ZM167 94V93H166ZM246 94H245V96H246ZM7 95V94H6ZM65 95V94H64ZM67 95V94H66ZM77 95H75V96H77ZM79 95V96H80ZM160 95V94H159ZM181 95V94H180ZM249 95V94H248ZM252 95V94H251ZM9 96V95H8ZM21 96V95H20ZM49 96V95H48ZM51 96V95H50ZM157 96V95H156ZM162 96V95H161ZM244 96V95H243ZM242 96V97H243ZM253 96V95H252ZM3 97V96H2ZM12 97H13V95H12ZM56 97V96H55ZM72 97V96H71ZM171 97V96H170ZM190 97V96H189ZM195 97V96H194ZM241 97V98H242ZM262 97V96H261ZM6 98V97H5ZM4 98V99H5ZM14 98V97H13ZM50 98V97H49ZM57 98V97H56ZM75 98V97H74ZM162 98H164V95H163V97ZM162 98H159V100L160 99H162ZM181 98V97H180ZM184 98V97H183ZM192 98H193V96H192ZM246 98V97H245ZM244 98V99H245ZM248 98H249V96H248ZM250 98H252L253 99V97H250ZM3 99V98H2ZM20 99H22V98H20ZM61 99V98H60ZM71 99V98H70ZM86 99V100H85ZM186 99V98H185ZM194 99V98H193ZM200 99V100H199ZM1 100V99H0ZM14 99H12V101H13ZM50 100V99H49ZM55 100V99H54ZM76 100V99H75ZM157 100V99H156ZM171 100V99H170ZM173 100V99H172ZM176 100V99H175ZM196 100V99H195ZM246 100V99H245ZM5 101H6V99H5ZM4 101V102H5ZM18 101V100H17ZM21 101V100H20ZM84 101H82V103L84 102ZM204 101H206V102H204ZM248 103H249V100L247 99L246 100ZM53 102V101H52ZM51 102V103H52ZM67 102V101H66ZM176 102V101H175ZM251 102H253V101H251ZM9 103V102H8ZM25 103V102H24ZM27 103V102H26ZM29 103V102H28ZM31 103V102H30ZM40 103V102H39ZM79 104H80V102H78ZM188 103V102H187ZM194 103V102H193ZM246 103V102H245ZM23 104V103H22ZM65 104V103H64ZM68 104V103H67ZM74 104V103H73ZM104 104V105H103ZM138 104V103H137ZM177 104V103H176ZM192 104V103H191ZM253 104V103H252ZM9 105V104H8ZM13 105V104H12ZM36 105V104H35ZM38 105V104H37ZM55 105V104H54ZM66 105V104H65ZM81 105V104H80ZM99 105H103V106H100V107H98ZM164 105V104H163ZM167 105V104H166ZM178 105V104H177ZM246 105V106H245ZM34 106V105H33ZM41 106V105H40ZM43 106H44V104H43ZM58 106H56V107H58ZM72 106V105H71ZM78 106V105H77ZM86 106V105H85ZM91 106V105H90ZM137 106V105H136ZM182 106V105H181ZM9 107V106H8ZM14 107V106H13ZM12 107V109H14ZM27 107V106H26ZM39 107V106H38ZM46 107V106H45ZM49 107V106H48ZM48 107H46V108H48ZM52 107V106H51ZM65 107V106H64ZM68 107V106H67ZM127 107H130V106H127ZM184 107H185V105H184ZM261 107H262V105H261ZM10 108H11V106H10ZM18 108V107H17ZM20 108V107H19ZM23 108V107H22ZM33 108V107H32ZM78 108V107H77ZM76 108V109H77ZM83 108V107H82ZM131 108V107H130ZM249 108V107H248ZM260 108V107H259ZM264 107H262V108H260V109H263ZM21 109V108H20ZM42 109H44V108H42ZM56 109V108H55ZM88 109V108H87ZM91 109V108H90ZM179 109V108H178ZM177 109V110H178ZM193 109V108H192ZM1 110V109H0ZM22 110V109H21ZM20 110V111H21ZM30 110H33V109H30ZM39 110V109H38ZM54 110V109H53ZM81 110V109H80ZM148 110V109H147ZM151 110V109H150ZM259 110V109H258ZM3 111V110H2ZM7 111V110H6ZM5 111V112H6ZM44 111V110H43ZM72 111V110H71ZM78 111V110H77ZM84 111V110H83ZM94 111V112H93ZM113 111V112H114ZM127 111H129V110H127ZM8 112V111H7ZM10 112V111H9ZM22 112V111H21ZM41 112V111H40ZM57 112V113H58ZM85 112V111H84ZM83 112V113H84ZM104 112H105V114L108 112V109H107V112L104 110ZM112 112V111H111ZM2 113V112H1ZM45 113V112H44ZM81 112H79V114H80ZM141 113V112H140ZM252 113V112H251ZM11 114H12V112H11ZM29 114V113H28ZM31 114H32V111H31ZM34 114V113H33ZM46 114V113H45ZM44 114V115H45ZM87 114V113H86ZM109 114V113H108ZM160 114V113H159ZM164 114L166 115V113L164 112ZM163 114V115H164ZM3 115V114H2ZM6 115V114H5ZM22 115V114H21ZM153 115V114H152ZM162 115V116H163ZM250 115V114H249ZM1 116V115H0ZM9 116V115H8ZM35 116V115H34ZM37 116H38V113H37ZM46 116H48V114L46 115ZM50 116V115H49ZM48 116V117H49ZM54 116H57V115H54ZM102 116V115H101ZM105 116H107V115H105ZM155 116V115H154ZM4 117H6V116H4ZM4 117H2V118H4ZM19 117V116H18ZM26 117V116H25ZM30 117H31V115H30ZM39 117V116H38ZM107 117H109V115L107 116ZM111 117V116H110ZM129 117V118H128ZM133 117V116H132ZM254 117V116H253ZM34 118V117H33ZM91 118H92V116H91ZM94 118V119H95ZM99 118V119H98ZM163 118V117H162ZM24 119V118H23ZM32 119V118H31ZM31 119H29V121L31 120ZM48 119V118H47ZM86 119V118H85ZM106 119V118H105ZM108 119V118H107ZM106 119V120H107ZM110 119V118H109ZM115 119H113V120H115ZM233 119V118H232ZM249 119V118H248ZM2 120V119H1ZM7 120V119H6ZM11 120H12V117H11ZM27 121H28V119H26ZM44 121H46L45 119H43ZM87 120H89V119H87ZM104 120V119H103ZM115 120V121H116ZM161 120V119H160ZM254 120H256L255 118H254ZM18 121V120H17ZM17 121H15V122H17ZM28 121V122H29ZM32 121H34V119H32ZM85 121V120H84ZM96 121V120H95ZM105 121V120H104ZM249 121V120H248ZM2 122V121H1ZM26 122V121H25ZM86 122V121H85ZM152 122V121H151ZM161 122V123H162ZM244 122V121H243ZM10 123H11V121H10ZM12 123H13V120H12ZM19 123V122H18ZM109 123H111V122H109ZM116 123V122H115ZM139 123V122H138ZM234 123V122H233ZM247 123V122H246ZM251 123V122H250ZM21 124H23V123H21ZM33 124V123H32ZM92 124V123H91ZM105 124V123H104ZM112 124V123H111ZM134 124V123H133ZM140 124H142V123H140ZM232 124V123H231ZM259 124V123H258ZM34 125V124H33ZM117 125V124H116ZM150 125V124H149ZM242 125V124H241ZM11 126V125H10ZM9 126V127H10ZM21 126V125H20ZM23 126V125H22ZM30 126V125H29ZM39 126H41V125H39ZM129 126V127H130ZM152 126V125H151ZM230 126V125H229ZM232 126V125H231ZM240 126V125H239ZM1 127V126H0ZM19 127V125L17 126V128ZM42 127V126H41ZM89 127V126H88ZM117 127V126H116ZM128 127V128H129ZM132 127V126H131ZM142 127V126H141ZM162 127V126H161ZM255 127V126H254ZM23 128H25V127H23ZM32 127H30V129H31ZM157 128V127H156ZM159 128V127H158ZM232 128V127H231ZM6 129H7V127H6ZM21 129V128H20ZM117 129V130H116ZM9 130H11V129H9ZM18 130H19V128H18ZM28 130V129H27ZM35 130H37V129H35ZM156 130V129H155ZM161 130V129H160ZM125 131V132H124ZM130 131V130H129ZM133 131V130H132ZM163 131V132H164ZM6 132V131H5ZM136 132V131H135ZM151 132V131H150ZM237 132V131H236ZM13 133H15V132H13ZM16 133V134H17ZM50 133V134H49ZM241 133V132H240ZM243 133V132H242ZM250 133V132H249ZM252 133V132H251ZM21 134H23L22 133V131H21ZM163 134V133H162ZM236 134V133H235ZM132 135V134H131ZM153 135V134H152ZM165 135V134H164ZM16 136V135H15ZM19 136V137H20ZM234 136V137H233ZM245 136V135H244ZM243 136V137H244ZM39 137H43L44 138V140L41 138V139H39ZM46 137V136H45ZM100 137H105L106 138V142L104 141L103 143L104 144H102L101 145V138ZM154 137V136H153ZM253 137V136H252ZM108 139V140H107ZM155 139V138H154ZM40 140H43V141H40ZM161 140V139H160ZM167 140V141H168ZM132 141H134V140H132ZM145 141V140H144ZM243 141V140H242ZM54 142V143H53ZM130 142V141H129ZM147 142V141H146ZM169 142V141H168ZM128 143V142H127ZM131 143V142H130ZM149 143V142H148ZM152 144V143H151ZM114 146H116V148L114 149V148H112V147H114ZM66 147V146H65ZM128 147L131 149V151H129V152H127L126 153V148L128 149ZM166 147V146H165ZM175 147H177V146H175ZM37 148H40V149H42L43 151H44V149L46 150V152H48V153H46V155L43 157V158H37V160H36V158L35 159H33V157H32V155H34L33 153H34V151L33 150H37ZM61 148H63V147H61ZM162 148V147H161ZM173 148V147H172ZM63 150H65L64 148H63ZM66 150V151H67ZM128 151V150H127ZM176 151V150H175ZM60 152V151H59ZM65 152V151H64ZM181 152V151H180ZM38 153V152H37ZM45 153V152H44ZM57 153V152H56ZM61 153V152H60ZM137 153V154H138ZM145 153V152H144ZM148 153V152H147ZM164 153V152H163ZM169 153V152H168ZM182 153V152H181ZM73 154V155H74ZM75 154V155H76ZM136 154V155H137ZM140 154H138V155H140ZM146 154V153H145ZM144 154V155H145ZM150 154V153H149ZM184 154V153H183ZM42 155H44V154H42ZM74 155V156H75ZM142 156V157H145V156H147V155H145V156ZM154 155V156H153ZM152 155V157H150V158H146L145 160L147 161V162H150V160H152V159H154V157H155V154H153ZM158 155V154H157ZM29 156H31L32 157V163H30V165L29 166H31V167H29V169L27 168V173L25 172V171H23L24 173H26L25 174V179H26V181H24V178H23V183H15V181L13 180V178H15L14 176H13V174H15V171H17V168H21V165H22V163H24V164H26L25 163V161H27L26 159L29 157ZM76 157V158H79V157ZM133 156H134V154H133ZM132 156V157H133ZM141 156V155H140ZM139 156V157H140ZM58 157V156H57ZM126 156H124L123 158H125ZM131 157V158H132ZM163 157V156H162ZM75 158V157H74ZM75 158V159H76ZM134 158V157H133ZM39 159V160H38ZM60 159V158H59ZM163 159V158H162ZM165 159V158H164ZM66 160V159H65ZM133 159H131V161H132ZM137 160V159H136ZM160 160V159H159ZM89 161H91V160H89ZM124 161H126V158L124 159ZM123 161V162H124ZM141 161H143V160H141ZM146 161H144V163L146 162ZM170 161H171V159H170ZM241 161V166L243 167V174H242V172L240 173L242 176H239L240 177V179H238L239 177H238V175H237V178H235L232 174H230L229 176L231 177V176H233L234 177V179H232V178H230L231 180H234V181H236V184H237V186H236V188H233L234 190H231V189H228L230 192L231 191H235V193L233 194L234 195V197L233 198H235L234 199V201H236V202H234V205H236L235 203H237L238 202V204L237 205H240L239 207V209L237 210V208H236V210L238 211V213H235V212H237L236 210H235V212H234V216H229L228 218H230V217H237V216H235V215H238V218H236V223H234V219H232V221H233V224H231L232 223V221H227L228 223V225H226V223H224L225 222V219H223L224 218V216L223 215H225V213L227 212V211H229L230 209H226L223 205H222V207H224V209H226L227 211L225 212V210L223 209L222 211H224L225 213H223L222 211H221V209H220V207H221V205H220V207H219V204H221V203H219L218 201H220L221 200V198L219 197V196H222V200H223V196H224V194H223V192H222V194L220 193L222 190H224V191H226L225 190V188L224 189H222V187H220V190L221 191H219V190H217V188H218V186H222V183H223V178H226L227 177V173L229 172L228 171V168H229V166H230V168L229 169H231V172H233V170H232V168L233 167H235V166H237V163L238 162H240ZM79 162H80V159H79ZM86 162H88V160L86 161ZM95 162H94V164H95ZM117 162V163H118ZM122 162V163H123ZM127 162V161H126ZM139 162V161H138ZM152 162V161H151ZM150 162V163H151ZM204 162H206V164H208V168H209V170H210V177L208 178H205L204 177V175L202 176L201 175V172L203 171V170H206V169H203V163ZM92 163V162H91ZM121 163V164H122ZM132 162H129V164H131ZM142 163V162H141ZM182 163H184V162H182ZM62 164V163H61ZM135 164H136V162H135ZM135 164H134V166H135ZM138 164V163H137ZM143 164V163H142ZM142 164H138L136 167L138 168V166L140 165V166H142ZM146 164H148V163H146ZM157 164V163H156ZM185 164V163H184ZM184 164H181V166L182 165H184ZM119 164H117V166H118ZM159 165V164H158ZM166 165V164H165ZM173 165V164H172ZM180 165V164H179ZM185 165H188V164H185ZM184 165V166H185ZM232 165H234L232 168H231V166ZM132 166V165H131ZM25 167V166H24ZM66 167H67V165H66ZM120 167H121V165H120ZM136 167L134 168L133 166L132 167H127V165H126V168H118V167H116V163H115V168H118L119 170H121V174H123V175H121V178H122V186L121 185H119L120 187H121V190L119 189V191H121V192H123V195H125V196H127V198L125 199V202L126 203H128L127 202V200H129V198H130V201H131V199H132V197H133V193L134 192H132L134 189H133V186H135V184H136V188L137 187H139V185H137V184H140L139 182H138V180L140 181V179L142 178L141 176H140V174L141 173H139V172H137L138 171V169H139V171L140 170H142V167L140 168H138V169H136ZM165 167V166H164ZM183 167V166H182ZM71 168V167H70ZM172 168V167H171ZM236 168V167H235ZM91 169V168H90ZM136 169V170H135ZM152 169V168H151ZM187 169H188V167H187ZM203 169V170H202ZM234 169V168H233ZM79 170V169H78ZM80 170H81V168H80ZM21 171H22V169H21ZM67 171V170H66ZM69 171V170H68ZM77 171V170H76ZM82 171V170H81ZM91 171V170H90ZM115 172H116V169L114 170ZM113 171V172H114ZM175 171V170H174ZM186 171V170H185ZM207 171V170H206ZM228 171V172H227ZM18 172V171H17ZM79 172V171H78ZM92 172V171H91ZM99 174H98V173ZM110 172H108L107 174H104V176L102 177L103 178V181H101L100 179H98V184H99V181H101L102 182V184H99V185H101L100 187H99V189H100V191H102V192H104V193H106V194H104V195H108L109 194V196H111V194H112V196H113V191H112V188H113V186H112V184H114L113 183V180H115L113 177H114V175H112ZM114 172V173H115ZM141 172V171H140ZM144 172V171H143ZM156 172V171H155ZM187 172H188V170H187ZM204 172V171H203ZM202 172V173H203ZM208 172V171H207ZM206 172V173H207ZM227 172V173H226ZM87 173V172H86ZM113 173V174H114ZM161 173V172H160ZM186 173V172H185ZM205 173V172H204ZM205 173V175H208L209 176V174H206ZM230 173V172H229ZM228 173V174H229ZM76 174V173H75ZM78 174V173H77ZM77 174H76V176H77ZM92 174V173H91ZM143 174V173H142ZM169 174V173H168ZM182 174H183V172H182ZM17 175V174H16ZM145 175V174H144ZM162 175H164V174H162ZM166 175V174H165ZM170 175V174H169ZM24 176V175H23ZM75 176V175H74ZM79 176V175H78ZM156 176H159L158 175V173H157V175ZM226 176V177H225ZM21 177V176H20ZM69 177H72L70 180H69ZM99 177V176H98ZM101 177V176H100ZM99 177V178H100ZM146 177V176H145ZM184 177V176H183ZM79 178V177H78ZM97 178V177H96ZM117 178V177H116ZM120 178V179H121ZM126 178V179H125ZM143 178H144V176H143ZM20 179V178H19ZM31 179H30V181H31ZM93 179H95V178H93ZM117 179H119V178H117ZM150 179V178H149ZM166 179V178H165ZM189 179V178H188ZM188 179H186V180H184V182L183 183H192V180H188ZM227 179H229V178H227ZM226 179V180H227ZM230 179H229V181H230ZM21 180V179H20ZM35 180V179H34ZM76 180V179H75ZM75 180L73 181V182H69L70 184H74V182H75ZM143 180H145V179H143ZM175 180V179H174ZM179 180V179H178ZM36 181V180H35ZM81 181H83V180H81ZM150 181H152V180H150ZM149 181V182H150ZM155 181V180H154ZM157 181H160V180H158V178H157ZM157 181H155V182H157ZM34 181H32V183H33ZM96 182V181H95ZM100 182V183H101ZM115 182V181H114ZM117 182V181H116ZM119 182V181H118ZM119 182V183H120ZM138 182V183H137ZM144 182V181H143ZM161 182V181H160ZM227 182V181H226ZM30 183V182H29ZM118 183V184H119ZM142 183V182H141ZM153 183V182H152ZM162 184H163V182H161ZM166 183H167V181H166ZM233 183H235V182H233ZM31 184V183H30ZM36 184V186H37V182L36 183H34V185ZM46 184V185H45ZM68 184V186H66ZM236 184H234V185H236ZM50 185V186H49ZM96 185V184H95ZM155 185V184H154ZM172 185H173V183H172ZM226 186H227V184H225ZM232 185V184H231ZM231 185H230V188H231ZM26 186V187H25ZM74 186V185H73ZM98 186V185H97ZM161 186V185H160ZM159 186V187H160ZM12 187H14V188H16V190H11V189H13ZM47 187V188H48ZM112 187V188H111ZM117 188H118V185L116 186ZM140 187H141V189H143L142 187L143 186H141L140 185ZM139 187V188H140ZM186 187V186H185ZM184 187V188H185ZM189 187H191V186H189ZM71 188V187H70ZM75 188V187H74ZM97 188V187H96ZM123 188V189H122ZM165 188V187H164ZM175 188V187H174ZM192 188V187H191ZM226 188H229L228 186L226 187ZM3 189V190H2ZM30 189V188H29ZM54 189V188H53ZM76 189V188H75ZM98 189V190H99ZM133 189V190H132ZM147 189V188H146ZM189 189V188H188ZM198 189V188H197ZM34 190V191H35ZM50 190V189H49ZM57 190V188L55 189V191ZM77 190V189H76ZM93 190V189H92ZM137 190V189H136ZM150 190V189H149ZM155 190V189H154ZM166 190V189H165ZM182 190V189H181ZM227 190V191H228ZM51 191H54V190H51ZM58 191V190H57ZM68 191V190H67ZM86 191V190H85ZM93 191H95V190H93ZM118 191V190H117ZM135 191V190H134ZM140 191H142V190H140ZM153 191V190H152ZM156 191V190H155ZM185 191V190H184ZM226 191V192H227ZM228 191V192H229ZM13 194H12V193ZM17 192V191H16ZM17 192V193H18ZM70 192V191H69ZM115 192V191H114ZM185 192V193H186ZM225 192V193H226ZM43 193V194H42ZM52 193V192H51ZM56 193V192H55ZM61 193V192H60ZM65 193V192H64ZM73 193V192H72ZM93 193V192H92ZM91 193V194H92ZM99 193V192H98ZM118 193V192H117ZM141 193V192H140ZM140 193H135V195L136 194H139L140 195ZM143 193V192H142ZM171 193H173V192H171ZM175 193V192H174ZM179 193H181V192H179ZM189 193V194H190ZM218 193H220V195L218 196ZM66 194H68V192L66 193ZM70 194H71V192H70ZM74 194H75V192H74ZM74 194H72V195H74ZM79 194H81V193H79ZM84 194H86V193H84ZM119 194V193H118ZM148 194V193H147ZM196 194V195H197ZM15 195V194H14ZM63 195V194H62ZM77 195V194H76ZM83 195V194H82ZM81 195V196H82ZM93 195V194H92ZM100 195H103V194H101L100 193ZM117 195V194H116ZM121 195H122V193H121ZM134 195V196H135ZM144 195H145V193H144ZM143 195V196H144ZM174 195V194H173ZM184 192H183V197H184ZM187 195V194H186ZM5 196V197H4ZM37 196H38V194H37ZM36 196V197H37ZM61 196V195H60ZM59 196V197H60ZM64 196V195H63ZM87 196H89V195H87ZM125 196H123V198L125 197ZM141 196V195H140ZM148 196H149V194H148ZM151 196V195H150ZM192 196V195H191ZM15 197V196H14ZM20 197V196H19ZM33 197V196H32ZM43 197H45L44 195H43ZM62 197V196H61ZM60 197V198H61ZM71 197V196H70ZM75 197V196H74ZM79 197H80V195H79ZM103 197V196H102ZM117 197V196H116ZM115 197V198H116ZM137 197H138V195H136V197H134V198H136V200H137ZM155 197V196H154ZM194 197V196H193ZM21 198V197H20ZM38 198H40V195H39V197ZM46 198V197H45ZM52 198V197H51ZM55 198V197H54ZM53 198V199H54ZM69 198V197H68ZM72 198V197H71ZM70 198V199H71ZM94 198V197H93ZM95 198H97V197H95ZM108 198V197H107ZM134 198H133V200H134ZM139 198V197H138ZM175 198V197H174ZM179 198V197H178ZM192 198V197H191ZM220 198V199H219ZM8 200H9V198H7ZM7 199H6V201H7ZM24 199H25V197H24ZM43 199V198H42ZM59 199V198H58ZM90 199V198H89ZM92 199V198H91ZM98 199V198H97ZM100 199V198H99ZM140 199V198H139ZM176 199V198H175ZM181 199H184V198H182L181 197ZM219 199V200H218ZM16 200V199H15ZM13 198H12V203H14L13 201H15ZM19 200V199H18ZM38 200V199H37ZM61 200V199H60ZM62 200H64V199H62ZM66 200V199H65ZM92 200H94V199H92ZM111 200V199H110ZM136 200H134V201H136ZM141 200V199H140ZM22 201V200H21ZM26 201V200H25ZM44 201V200H43ZM42 200L40 201V203L38 204L39 205V210L42 212H45L46 213V211H48V209H49V207L50 206H52V205H44L43 203H45V202H43ZM67 201V200H66ZM65 201V202H66ZM71 201H72V199H71ZM107 201V200H106ZM117 201V200H116ZM181 201V200H180ZM224 201H226V200H224ZM229 201V200H228ZM27 202V201H26ZM52 202H53V200H52ZM64 202V201H63ZM138 202H139V200H138ZM171 202H173V201H171ZM175 202V201H174ZM173 202V203H174ZM221 202H223V201H221ZM5 203H7L8 204V201L7 202H5ZM11 203V202H10ZM24 203V202H23ZM37 203V202H36ZM70 203V202H69ZM102 203V202H101ZM104 203V202H103ZM107 203V202H106ZM131 203H132V201H131ZM166 203V202H165ZM7 204H5L6 206H7ZM22 204V203H21ZM27 204V203H26ZM25 204V205H26ZM49 204V203H48ZM122 204H125L124 202H122ZM121 204V201H120V205L121 206H123ZM133 204H135V202H133ZM133 204H131V206L133 205ZM176 204V203H175ZM222 204H225L224 202L222 203ZM227 204V203H226ZM233 204V203H232ZM12 205V204H11ZM18 205V204H17ZM56 205V204H55ZM70 205V204H69ZM127 206V208L129 207V203L128 204H126ZM138 205V204H137ZM172 205V204H171ZM0 206H1V204H0ZM14 206V205H13ZM23 206V205H22ZM49 206V207H48ZM58 206V205H57ZM89 206V205H88ZM93 206V205H92ZM118 205H116V207H117ZM130 206V207H131ZM177 206V205H176ZM5 207V206H4ZM12 207V206H11ZM61 207V206H60ZM78 207H79V205H78ZM84 207V206H83ZM108 207V206H107ZM106 207V208H107ZM115 207V206H114ZM125 207V208H126ZM129 207V208H130ZM134 207H135V205L133 206V210H132V212L134 211ZM174 207V206H173ZM221 207V208H222ZM234 208H233V210L235 209V207L236 206H233ZM238 207V206H237ZM8 208V207H7ZM26 208V207H25ZM54 208V207H53ZM94 208V207H93ZM140 208V207H139ZM229 208V207H228ZM14 209V208H13ZM12 209V210H13ZM22 210H24L23 208H21ZM56 209V208H55ZM63 209V208H62ZM107 209H109V207L107 208ZM115 209V208H114ZM136 209V208H135ZM175 209V208H174ZM2 210V209H1ZM4 210V209H3ZM2 210V211H3ZM7 210H9V209H7ZM6 210V211H7ZM19 210V209H18ZM51 210V209H50ZM57 210V209H56ZM89 210V209H88ZM125 210V209H124ZM197 210H199L200 212H201V214L198 216V214H197ZM6 211H5V213H6ZM10 211V210H9ZM16 211V210H15ZM126 211H128V210H126ZM198 211V212H199ZM8 212V211H7ZM86 212V211H85ZM89 212V211H88ZM128 212H130V211H128ZM131 212V213H132ZM139 212V211H138ZM137 212V213H138ZM4 213V214H5ZM10 213V212H9ZM9 213H8V215H9ZM35 213V212H34ZM33 213V214H34ZM62 213V212H61ZM158 213V212H157ZM230 213V212H229ZM11 215H12V213H10ZM29 214V213H28ZM120 214V213H119ZM119 214H118V216H119ZM130 214V213H129ZM134 214V213H133ZM136 214V213H135ZM143 214V213H142ZM196 214H197V216H196ZM227 214V213H226ZM231 214H232V212H231ZM1 215V214H0ZM10 215V216H11ZM30 215V214H29ZM38 215V214H37ZM43 215V214H42ZM229 215V214H228ZM33 216V215H32ZM59 216V215H58ZM111 216V215H110ZM122 216V215H121ZM130 216V215H129ZM132 216V215H131ZM136 216V215H135ZM186 216L184 217L183 216V218H186ZM226 216L227 215H225V218H226ZM12 217V216H11ZM16 217H18V216H16ZM27 217V216H26ZM64 217V216H63ZM128 217V216H127ZM181 217V216H180ZM9 218V217H8ZM13 218V217H12ZM60 218V217H59ZM138 218H139V216H138ZM140 218H142V217H140ZM183 218L181 219L182 221H183ZM227 218V219H228ZM32 219V218H31ZM144 219V218H143ZM142 219V220H143ZM230 219V220H231ZM148 220V219H147ZM224 220V221H223ZM229 220V219H228ZM112 221V220H111ZM140 221V220H139ZM1 222V221H0ZM3 222V221H2ZM63 222V221H62ZM67 222V221H66ZM129 222H131V221H129ZM250 222H248V224L250 223ZM4 223V222H3ZM6 224L8 223L7 222V220H6V222H5ZM5 223H4V225H5ZM61 223V222H60ZM132 223V222H131ZM143 223V222H142ZM10 224V223H9ZM67 224V223H66ZM128 224V223H127ZM133 224V223H132ZM131 224V225H132ZM181 224V225H182ZM236 224V225H235ZM251 224V223H250ZM59 225V224H58ZM61 225V224H60ZM143 225V224H142ZM148 225V224H147ZM150 225V224H149ZM180 225V226H181ZM252 225V224H251ZM15 226V225H14ZM123 226V225H122ZM127 226V225H126ZM182 226H184V225H182ZM186 226H187V224H186ZM185 226V227H186ZM254 227H255V225H253ZM11 227H13V226H11ZM60 227V226H59ZM120 227V226H119ZM131 227V226H130ZM252 227V226H251ZM1 228V227H0ZM56 228V227H55ZM72 228V227H71ZM122 228V227H121ZM142 228V227H141ZM144 228V227H143ZM241 228V229H242ZM256 228V227H255ZM262 228V227H261ZM5 229V228H4ZM66 229V228H65ZM123 229V228H122ZM184 229H186V228H184ZM1 230V229H0ZM53 230H54V228H53ZM61 230V229H60ZM68 230H70V229H68ZM230 230H229V232H230ZM257 230V229H256ZM264 230V229H263ZM262 230V231H263ZM55 231V230H54ZM240 231V230H239ZM247 231V230H246ZM258 231V230H257ZM260 231H261V229H260ZM67 232V231H66ZM232 232V231H231ZM243 232H244V230H243ZM242 232V233H243ZM264 232V231H263ZM263 232H261L262 234H263ZM2 233V232H1ZM68 233V232H67ZM235 233V232H234ZM241 232L239 233V234H242ZM4 234V233H3ZM221 234V233H220ZM227 234V233H226ZM236 234V233H235ZM238 234V232H237V235H239ZM245 234H247V232L245 233ZM245 234H244V236H245ZM5 235V234H4ZM8 235V234H7ZM185 235V234H184ZM219 235V234H218ZM264 235V234H263ZM6 236V235H5ZM58 236H60V233L58 234ZM222 236V235H221ZM241 236H243V235H241ZM60 237H62V235L60 236ZM75 237V236H74ZM210 237H208L209 239H210ZM82 238H84L83 236H82ZM81 238V239H82ZM212 238V239H213ZM1 239V238H0ZM67 239V238H66ZM70 239V238H69ZM150 239V238H149ZM188 239H190V238H188ZM187 239V241H189ZM5 240V239H4ZM62 240V239H61ZM92 240V239H91ZM191 240V239H190ZM257 240V239H256ZM7 241V240H6ZM57 241V240H56ZM55 241V242H56ZM64 241V240H63ZM82 241V240H81ZM84 241V243H85V240H83ZM82 241V242H83ZM199 241V240H198ZM57 242H59V241H57ZM62 242V241H61ZM79 242V241H78ZM89 242V241H88ZM213 242V241H212ZM4 243H5V241H4ZM64 243V242H63ZM196 243V242H195ZM62 243H60V245H61ZM83 244V243H82ZM86 244H88V243H86ZM193 244H194V242H193ZM210 244V243H209ZM68 245V244H67ZM77 246V245H76ZM75 246V247H76ZM81 246V245H80ZM82 247V246H81ZM85 247V246H84ZM83 248V247H82ZM187 248V247H186ZM193 248V247H192ZM64 249H66V248H64ZM98 249V248H97ZM103 249V248H102ZM202 249V248H201ZM207 249V248H206ZM55 250V249H54ZM59 250V249H58ZM61 251H63V250H61ZM77 251V250H76ZM80 251V250H79ZM199 251V250H198ZM88 252H89V250H88ZM83 254H84V252H82ZM85 253H87V251L85 252ZM96 253V252H95ZM51 254V253H50ZM61 254V253H60ZM59 253H58V255L56 256V257H54V259L51 261V263L50 264H67V263H65L64 262V259L62 258V255H60ZM79 254V253H78ZM83 254H80L82 257L84 256ZM104 254V253H103ZM47 256V255H46ZM66 256V255H65ZM87 256H88V254H87ZM105 256V255H104ZM49 257V256H48ZM80 257V256H79ZM61 258V259H60ZM87 258V257H86ZM96 258V257H95ZM102 258V257H101ZM63 259V260H62ZM100 259V258H99ZM98 259V260H99ZM192 259V258H191ZM27 260V259H26ZM70 260V259H69ZM76 260V259H75ZM82 258H78V260L76 261V262H71L70 264H83V263H85L84 261L85 260H83ZM66 261V260H65ZM71 261V260H70ZM200 261V260H199ZM26 262V261H25ZM104 262V261H103ZM87 263V262H86ZM85 263V264H86ZM90 263V262H89ZM97 263H100V262H97ZM197 263V262H196ZM34 264V263H33ZM101 264V263H100ZM186 264V263H185Z\"/></svg>",
    "mask_w": 264,
    "mask_h": 264
}]
</instances>
